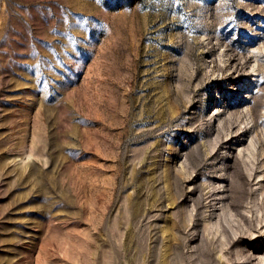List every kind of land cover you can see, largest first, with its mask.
Returning a JSON list of instances; mask_svg holds the SVG:
<instances>
[{
  "label": "rangeland",
  "instance_id": "1",
  "mask_svg": "<svg viewBox=\"0 0 264 264\" xmlns=\"http://www.w3.org/2000/svg\"><path fill=\"white\" fill-rule=\"evenodd\" d=\"M0 264H264V0H0Z\"/></svg>",
  "mask_w": 264,
  "mask_h": 264
}]
</instances>
